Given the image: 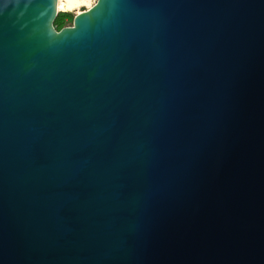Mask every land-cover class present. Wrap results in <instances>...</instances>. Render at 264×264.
<instances>
[{
    "label": "water",
    "instance_id": "obj_1",
    "mask_svg": "<svg viewBox=\"0 0 264 264\" xmlns=\"http://www.w3.org/2000/svg\"><path fill=\"white\" fill-rule=\"evenodd\" d=\"M0 0V264H264V0Z\"/></svg>",
    "mask_w": 264,
    "mask_h": 264
},
{
    "label": "rangeland",
    "instance_id": "obj_2",
    "mask_svg": "<svg viewBox=\"0 0 264 264\" xmlns=\"http://www.w3.org/2000/svg\"><path fill=\"white\" fill-rule=\"evenodd\" d=\"M95 2L96 0H58L57 11L59 14L70 13L72 16H75L76 14L92 7ZM58 7H61V9H58ZM71 25L72 23H67L65 27Z\"/></svg>",
    "mask_w": 264,
    "mask_h": 264
},
{
    "label": "trees",
    "instance_id": "obj_3",
    "mask_svg": "<svg viewBox=\"0 0 264 264\" xmlns=\"http://www.w3.org/2000/svg\"><path fill=\"white\" fill-rule=\"evenodd\" d=\"M74 16H72L70 13H62V14H57L54 22H53V27L55 28L56 31H59L60 29L64 28L66 24H71L73 21Z\"/></svg>",
    "mask_w": 264,
    "mask_h": 264
},
{
    "label": "bare ground",
    "instance_id": "obj_4",
    "mask_svg": "<svg viewBox=\"0 0 264 264\" xmlns=\"http://www.w3.org/2000/svg\"><path fill=\"white\" fill-rule=\"evenodd\" d=\"M71 2V1H70ZM58 9H61V7H58Z\"/></svg>",
    "mask_w": 264,
    "mask_h": 264
}]
</instances>
